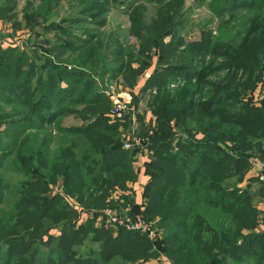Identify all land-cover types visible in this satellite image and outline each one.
<instances>
[{"label":"trees","instance_id":"1","mask_svg":"<svg viewBox=\"0 0 264 264\" xmlns=\"http://www.w3.org/2000/svg\"><path fill=\"white\" fill-rule=\"evenodd\" d=\"M16 1L0 0V20L18 31ZM66 1V12L80 19L68 25L90 27L102 22L83 15L107 11L112 0H26L21 18L34 26L31 33L0 47V124L20 128L0 144V172L6 162L34 174L18 194L0 177V264H150V258L163 264L161 257L171 264H264V215L253 203L264 200V185L248 178L253 163L264 167V0H193L207 1L215 29L208 21L198 39L171 36L166 43L185 2L148 0L159 9L148 24L135 16L142 7L130 12L129 31L139 42L130 50L108 39L119 34L100 38L88 27L74 45L57 42L64 30L53 26H45L47 36L38 41L35 26ZM131 26L149 29L147 38ZM153 57L155 69L140 90L148 91L151 121L142 123L147 180L136 203L128 186L137 181V151L123 149L120 121L108 119L112 101L91 91L95 78L112 72L127 71L125 86L133 85ZM255 94L263 96L259 105ZM12 105L28 111L1 112ZM131 118L121 120L129 121L125 129ZM52 144L63 146L50 154ZM58 180L61 195L52 190ZM126 205L156 226L154 247L145 235L101 217L104 208L121 215ZM57 228V236L49 234ZM82 242L89 255L75 250Z\"/></svg>","mask_w":264,"mask_h":264},{"label":"rangeland","instance_id":"2","mask_svg":"<svg viewBox=\"0 0 264 264\" xmlns=\"http://www.w3.org/2000/svg\"><path fill=\"white\" fill-rule=\"evenodd\" d=\"M130 1L132 0H121V1H111L110 5H108L107 11L102 12V10L100 8H98L95 12H92L90 14H86L83 15V18H88L89 20H97L102 22L101 25H94L93 26H85V25H76V26H69L68 24H74L75 21H77L79 19H77V16H79V14L77 13L76 16H74V13L72 12H66L67 10H69V8L71 7L70 5V1H66L65 3H63L62 5L58 6L57 9H55L54 7H51V13H49V16H51L50 21L48 22H41L40 24L36 25L35 27L39 28V31L37 32L38 35V41L43 38H46L47 34H45V26H53V28H55L56 30H64L62 32L63 35L59 34L58 35V39L57 42L59 41H63L67 44L70 45H74L76 44L75 38H86L83 37L81 35V32L85 29L92 30L93 33L96 34H100V38H107L109 35V32H113V33H117L119 34V38H114V37H109L108 39L112 40V42L114 40H118L119 44H125L126 46H130L128 48V50L131 49V47H133L134 49L138 48L139 42L137 41V38L135 37V35H133L132 33L130 34V20H131V15L130 12L133 11L136 8L142 7V12H140V15H135L138 16V18L141 19V23L146 22L147 24L149 23V21L151 20V18L153 17V15L155 16V11L158 10V4L156 3H150L148 2V0H136L134 1L132 7L128 6L130 5ZM153 1V0H150ZM185 2L184 4V9H183V14L180 18L179 21V25L177 26V28L175 30H172V34L169 33L168 36L165 37L164 42H168L169 39L171 38V36H177L179 38H182L183 40H185V42H191L194 41L196 39L199 38V32H200V26L204 25L206 22H210L208 28L209 29H215L217 21L216 18L210 14V10L208 11L206 4L207 1H202V5L201 2L199 3H195L193 2V0H183ZM17 9H16V13L18 15V19L16 18L17 22H19L18 24H20L22 26V30H14L13 26H12V22H5V20H0V25L2 26V28H4V26H6L5 24L7 23V28H9L11 31H9V34H2L0 32V37L5 40V42L7 43V45H10L13 41H21V39H25L28 37V35L31 33L30 29L34 26L30 25V28L26 27L25 24V19H22L21 16L23 15V9H24V5L26 0H17ZM129 7V8H127ZM25 11V9H24ZM144 11V12H143ZM218 12V11H216ZM141 13L143 15H141ZM220 14V13H219ZM223 15V14H220ZM82 16V15H81ZM215 16H217V13H215ZM69 18H72L74 20H69ZM77 19V20H76ZM66 20H69L68 22L62 23ZM80 20V19H79ZM78 20V21H79ZM96 22V21H93ZM141 26V25H140ZM132 30H136L137 34H140V36L142 38H147L148 36V30L146 32L143 31V29H141V27H137V26H131ZM21 29V28H20ZM139 31H138V30ZM44 30V31H41ZM15 31V32H13ZM96 31V32H95ZM13 32V33H12ZM165 32V31H164ZM63 36H66L63 37ZM48 38H54L52 34H50V36ZM55 39V38H54ZM43 40V39H42ZM107 40V39H106ZM32 45V43H31ZM46 47V46H45ZM112 50L115 49V47H111ZM46 50L50 51L52 54V50L47 49ZM155 52V50L152 51V53ZM116 60V59H114ZM60 62V61H59ZM40 62H38V66H36L37 68H40ZM155 64H156V57H153V61L149 64L147 71L142 74V76H140V78H138V80L131 86L127 87L125 86V78H127L129 80V78H131V74L128 73L127 71H120V72H112L108 74L107 76H98V78H95V86H93V89L91 91V94H96L97 92H99L100 94H104V96L110 101H112V97H115L117 100L123 102L126 104L127 106V112L129 115H132L134 120H137L136 117H140V116H145L147 114V110H146V101H148V91L146 92L145 95L140 94V90L142 85L144 84L146 78H148L152 71L155 69ZM113 65H109L106 67L107 70H109L110 68H112ZM132 68L135 69L136 68V64L133 63L132 64ZM40 72V69H38ZM37 70V71H38ZM44 72V71H43ZM88 79V78H87ZM92 79V78H89ZM150 93H154V91L152 90ZM261 98V99H259ZM255 99H256V103L259 105L260 102H262L263 100V96L262 95H258L255 94ZM261 104V103H260ZM111 106V105H110ZM27 107L24 106H5V108H3V110L1 112H5L6 114H10L11 112H20V113H26L28 110L26 109ZM27 118V117H24ZM20 119H17L15 122H19ZM128 120L123 121V122H117V127L116 130L118 131V133L120 135H125L126 133H128L131 129V127H135L138 131H136L140 136L144 135V131L145 128L142 127H138V123L137 125H128L127 129H125V125H127ZM31 122H35L34 120H31ZM129 122V121H128ZM68 124V123H66ZM20 128H17V125H15L12 121V123H2L0 124V134H2V139H0V144L2 145L5 141H3V139L7 138L10 136L11 133H16ZM61 136V135H60ZM60 138H66V137H60ZM122 138V136H121ZM13 140V138H11ZM123 142V141H122ZM84 144H86V142H83ZM76 146L80 147L82 144V142L77 139ZM63 145L59 144V147L57 148L56 145L52 144L51 147V152L50 154H52L54 152V150H59L62 148ZM57 148V149H56ZM137 155H135L136 158ZM138 165V164H136ZM2 171L0 172V177L4 178L5 182L8 184H6V188H9L10 192H12L13 194H18L15 192H20V190H23V183H25L26 181H28L29 177L34 176V174L32 172H28L25 171L24 173H22L21 171H19L18 169L14 168L12 165L7 164L6 162H4V164L2 165ZM254 174V177H248L251 179H256V171H252ZM29 175V176H28ZM250 176V175H248ZM250 180H247V183ZM146 182V181H145ZM144 182V183H145ZM256 182L255 180H251V183ZM146 184V183H145ZM145 184H141L140 185V190H143ZM242 184H245L244 182ZM255 185H258L257 183ZM254 185V188H255ZM60 181L58 180L57 183L55 181V187L52 188L53 190V194L57 195H61L60 192ZM132 184H130L128 186L129 190H132ZM257 187V186H256ZM128 190V191H129ZM142 196V195H141ZM4 199H8L7 197H5ZM117 199V198H116ZM10 202V200H9ZM141 198H140V202L141 203ZM253 202H255V200H253ZM258 210L264 215V203L263 202H257L255 203ZM108 209V208H104L101 211ZM118 210V209H117ZM123 214L124 213H130L131 215H137L138 212H134L133 208H131L129 205H126L125 208H121L120 210ZM198 216V215H197ZM199 218V216H198ZM105 220V219H104ZM107 220H105L106 222ZM263 222V221H262ZM99 224V222H96ZM107 223V222H106ZM155 226V225H154ZM156 228V226H155ZM115 230V229H114ZM60 229L57 228L53 231H50L49 234H53V235H58L59 234ZM88 246L85 245V243L82 242V244L78 247L75 248V250L77 252H80L83 254V256L86 254L85 250ZM2 255V253H0V256ZM89 255V254H86ZM150 264H155V260H153L152 258H150ZM227 262L226 264H249V262L253 263L254 260H246L245 262H232L229 259H226ZM163 264H169L168 262H165ZM171 264V263H170Z\"/></svg>","mask_w":264,"mask_h":264},{"label":"built area","instance_id":"3","mask_svg":"<svg viewBox=\"0 0 264 264\" xmlns=\"http://www.w3.org/2000/svg\"><path fill=\"white\" fill-rule=\"evenodd\" d=\"M19 43V41H17ZM7 43L0 37V47H5ZM261 99V98H259ZM128 114L127 106L125 103L117 100L115 97H112V105L107 114V117L110 122L116 120L121 121ZM131 117H133L131 115ZM131 124L134 126V118H131ZM122 147L124 150L137 151L136 164L141 166L142 159L148 154V138L140 136L135 127H131L130 131L126 133V136L122 142ZM253 170L256 171V178L258 182L264 185V167H262L257 162L253 163ZM124 214H119L114 210L105 209L101 211V217L107 220L106 222L112 226L123 228L129 232H137L142 235H145L150 242H152L153 247L155 246V241L157 238L156 229L150 223H147L140 215L134 216L133 218ZM154 250H157L156 247ZM158 252V251H157ZM164 257H161V262L165 263L170 262Z\"/></svg>","mask_w":264,"mask_h":264},{"label":"crops","instance_id":"4","mask_svg":"<svg viewBox=\"0 0 264 264\" xmlns=\"http://www.w3.org/2000/svg\"><path fill=\"white\" fill-rule=\"evenodd\" d=\"M9 31H10V29H8L6 26H4V28H2V26L0 25V32L2 34H4V35L9 34ZM150 121H151V115L147 112V114L145 116H141L140 121L134 120V124L137 125V123H138V127H142V123L145 124L144 126H147ZM135 130L138 131L136 128H135ZM137 167H138L137 181H136V183L132 184L133 185L132 186V193H133L135 202L139 203L141 195H142V190H140V185L146 183L145 181L147 180V177L143 174L142 166H137ZM141 187H142V185H141ZM254 200H255V202H253L254 204L257 202H259V203L263 202L264 203V200H260L259 198H256ZM255 206H256V204H255Z\"/></svg>","mask_w":264,"mask_h":264}]
</instances>
